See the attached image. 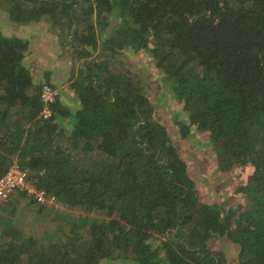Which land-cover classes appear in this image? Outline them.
I'll return each instance as SVG.
<instances>
[{
  "label": "trees",
  "instance_id": "16d2710c",
  "mask_svg": "<svg viewBox=\"0 0 264 264\" xmlns=\"http://www.w3.org/2000/svg\"><path fill=\"white\" fill-rule=\"evenodd\" d=\"M0 10L18 25L47 21L79 61L68 84L79 108L58 98L42 119L49 83L24 66L28 42L0 32V177L15 165L63 207L22 193L37 234L1 215L0 264H227L216 238L236 250L233 264H264V0H0ZM138 55L150 62L129 69ZM148 64L165 78L160 98L186 114L173 117L177 142L138 77ZM195 133L219 172L249 170L228 198L242 206L199 198L178 153Z\"/></svg>",
  "mask_w": 264,
  "mask_h": 264
},
{
  "label": "rangeland",
  "instance_id": "374dc122",
  "mask_svg": "<svg viewBox=\"0 0 264 264\" xmlns=\"http://www.w3.org/2000/svg\"><path fill=\"white\" fill-rule=\"evenodd\" d=\"M0 32L3 35L9 37L15 34H19L25 37L28 35L26 29H20L19 25L10 22L5 17L4 13L1 10H0ZM35 35L29 34L31 50L35 51L38 55H40L39 57H41L42 59L44 60L49 59L46 62L40 63V66L43 68L40 70L44 74L50 69L53 63L59 64L61 61L62 64L63 63L65 64V59L68 60L69 62L70 61L72 62L73 71L76 72L79 65V61L74 60L75 54L73 49L68 47L66 49L62 48L61 55L58 57V59L53 58V60H50V57L53 56H47L46 54L48 53V51L49 53H51L50 52L51 50L45 47V49L47 48V50H45L44 55H41L40 53L42 50L39 48L41 47L40 39L39 37L36 38ZM138 60L139 61L141 60L142 63L145 62V64L146 62L148 63L150 62L146 56H140V55L132 56L129 59L130 61L129 69L130 68L132 69V66H134L133 64L138 62ZM138 74H139L138 77L141 78L143 82L142 87L144 89V92L146 96L150 99L155 109L157 117L160 120H162L163 124L166 126L169 132V135L173 137V139L177 142L178 136L174 126L173 117L180 118L179 109H181V107L180 105L176 104L169 95H167L164 98H160V91H161V87L164 88L165 78L163 77L161 72L154 70L151 64L139 68ZM176 115H178V117ZM178 144H179V150H178L179 156L187 164L188 174L196 184V191L199 198L202 201H207V202L216 201L229 205L237 204L238 198H234L230 200L228 198L229 196H231L233 192V187L235 185L240 186L241 184L247 183L249 181V179H247L249 177L248 171L246 178L242 177L237 171L234 172L235 176L232 174V172L224 173V177H222L223 182L218 184V180L216 179V177L219 176V173L221 172H218V168L215 166L216 158L213 155L212 147L208 141L207 134L195 133L187 141H178ZM82 163L85 164L86 161L84 160L82 161ZM224 194L226 196H224ZM22 196H23L22 193L18 192L15 194L14 197L9 198V200L4 205V208L2 209V215H3L2 219L4 220L5 217L4 224L7 226H10L12 224H16L18 226L17 223H21L22 225L21 228L18 227L15 228V230L19 231L20 233L29 232L32 235L33 234L36 235L37 234L36 229L38 227V224L35 225L33 223L34 220L36 221V219H38L37 211L35 210V206L29 207L28 209V207L25 204H28L26 202L29 201V198L26 197L29 196L26 197H22ZM238 205L242 206L243 203L240 202ZM54 206L52 207L57 208L58 211H62L63 209V207L59 206L58 204H55ZM7 208L8 209L10 208L8 214L5 213ZM20 229L22 231H20ZM1 234L5 239L10 238V232H2ZM209 247L211 250L224 253L227 264L234 263L237 252L235 249L229 246V243L225 239L222 238L211 239L209 242ZM101 264H118V262L105 260Z\"/></svg>",
  "mask_w": 264,
  "mask_h": 264
},
{
  "label": "crops",
  "instance_id": "0c3cea01",
  "mask_svg": "<svg viewBox=\"0 0 264 264\" xmlns=\"http://www.w3.org/2000/svg\"><path fill=\"white\" fill-rule=\"evenodd\" d=\"M19 27L20 29H26V31L28 32V35L26 37L19 35V34H15V36L22 38L23 40H26L28 42V52L25 55L23 64L30 70V73L33 78V82L34 83L48 82L50 85L58 88L60 92L59 100L66 107H69L70 109H73V110H77L79 108V102L77 98L74 96V94L68 88L70 75L72 73L76 74V72L73 71L72 62L71 61L69 62L68 60L65 59V64L64 63L62 64L61 61L59 64L53 63L50 69L44 74L40 70V69H43L40 66V63L46 62L49 59L44 60L41 57H39L40 55H38L35 51L31 50L29 34H33V35L37 34L35 36L36 38L39 37L40 39L41 47L39 48L42 50L40 53L41 55L45 54V50H47V48L51 50L50 52L52 54L49 53L48 51L46 55L53 56V57H50V60H53V58L58 59V57L61 55L62 48L58 44L57 36L53 32L50 23H48L47 21H42L38 24H33V25H19ZM45 47L47 48L45 49ZM179 116H180L179 120H183L185 119L186 114L181 112L180 110ZM235 170L238 171V173L244 178H246L247 171L249 173V170L247 168H237L236 167ZM222 177H224V174L222 173H219V176L216 177V179L218 180V184L223 182ZM14 196L15 194L11 196L10 198Z\"/></svg>",
  "mask_w": 264,
  "mask_h": 264
},
{
  "label": "built area",
  "instance_id": "2783aa9c",
  "mask_svg": "<svg viewBox=\"0 0 264 264\" xmlns=\"http://www.w3.org/2000/svg\"><path fill=\"white\" fill-rule=\"evenodd\" d=\"M39 96L42 104L40 117L47 119L51 116L50 108L52 104L59 98V90L50 84H43L40 87ZM18 192L32 197L38 205L54 206L56 204L53 196H48L45 191L36 189L28 179L27 174L14 165L6 174L0 177V218L2 207L11 196Z\"/></svg>",
  "mask_w": 264,
  "mask_h": 264
}]
</instances>
